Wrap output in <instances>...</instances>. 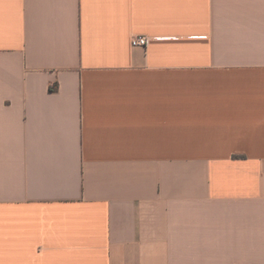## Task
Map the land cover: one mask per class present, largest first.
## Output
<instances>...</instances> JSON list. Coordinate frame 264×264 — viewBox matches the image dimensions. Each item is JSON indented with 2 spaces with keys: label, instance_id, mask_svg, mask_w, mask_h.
I'll use <instances>...</instances> for the list:
<instances>
[{
  "label": "crops",
  "instance_id": "crops-1",
  "mask_svg": "<svg viewBox=\"0 0 264 264\" xmlns=\"http://www.w3.org/2000/svg\"><path fill=\"white\" fill-rule=\"evenodd\" d=\"M0 264H264V0H0Z\"/></svg>",
  "mask_w": 264,
  "mask_h": 264
},
{
  "label": "built area",
  "instance_id": "built-area-1",
  "mask_svg": "<svg viewBox=\"0 0 264 264\" xmlns=\"http://www.w3.org/2000/svg\"><path fill=\"white\" fill-rule=\"evenodd\" d=\"M149 42L147 36H135L132 39V45L136 48H146Z\"/></svg>",
  "mask_w": 264,
  "mask_h": 264
}]
</instances>
